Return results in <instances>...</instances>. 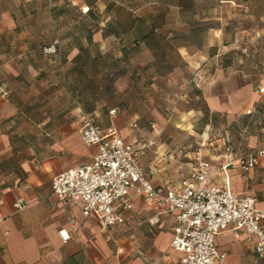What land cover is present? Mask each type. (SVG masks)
Here are the masks:
<instances>
[{
    "label": "crops",
    "instance_id": "crops-1",
    "mask_svg": "<svg viewBox=\"0 0 264 264\" xmlns=\"http://www.w3.org/2000/svg\"><path fill=\"white\" fill-rule=\"evenodd\" d=\"M189 1V8L177 6L179 12L188 16V24L206 22L209 29L205 46L185 55L191 76L182 82L181 103L191 94L199 99L194 94L198 90L210 112L234 124L241 125L247 112H253L254 130H242L237 143L228 131L221 137L213 134L211 121L199 133L194 123L203 111L192 107L173 108L166 116L154 109L150 119L121 108L111 115V108L105 112L97 107L94 117L104 127L115 126L126 141L144 145L141 162L155 186L177 189L197 163L205 160L211 163L214 184L254 195L264 208V154L252 169L244 170L241 165L243 157L264 150V60L254 48L264 40V8H255L253 0ZM79 2L75 0V6ZM8 3L9 7L0 6V31H11L14 26ZM5 39L4 44H12L9 37ZM226 56L231 64L224 65ZM11 57L4 50L3 59ZM5 69L12 73L8 65ZM4 85L0 82V264L178 262L182 254L172 246V214L163 213L152 223L156 210L136 198L125 223L105 231L95 215L83 214L80 203L62 202L54 195V176L91 162L97 152L96 146L83 142L79 132L84 112L78 107L79 117L61 124L50 140L44 138L41 126L35 141L21 124L16 125L17 120L30 117ZM224 146L232 152L220 149ZM19 201L21 207L16 206ZM216 243L227 253L229 264H264V254L256 250V236L226 231L217 236Z\"/></svg>",
    "mask_w": 264,
    "mask_h": 264
},
{
    "label": "rangeland",
    "instance_id": "rangeland-1",
    "mask_svg": "<svg viewBox=\"0 0 264 264\" xmlns=\"http://www.w3.org/2000/svg\"><path fill=\"white\" fill-rule=\"evenodd\" d=\"M9 1L14 26L11 31H0V82L6 83L3 87L9 89L8 95L21 105L25 116L30 117V120L16 122V125L21 124L25 132L30 134L29 138L36 141V132L42 126L45 130L44 138L50 140L52 133L61 124L79 117V112H75L79 105L93 101L97 102V107L104 108L105 112L118 105L128 114L138 113L146 119H150L154 109L166 116L177 107H203L193 94L186 98L187 102L181 103L183 101L179 99L182 82L191 76L185 55L201 45L204 34L197 37L184 35L189 32V19L186 14L179 12L177 6H170L163 30L169 32V37L177 36L174 44L178 46V54L170 53L158 68L153 65L154 56L151 51L144 46L132 52L128 62L118 61L122 54V42L114 36L104 38L101 28L104 23L102 20L109 16L111 20L114 16L126 19L129 12L135 15L155 13L160 6L156 0H80L79 5L72 8L63 7V1L0 0V6L9 7ZM110 2L114 3L113 13L106 9ZM90 3L93 15L83 12L84 7ZM252 5L262 9L264 0H253ZM87 28L93 30V43L85 39ZM6 37L12 40V44H4ZM79 42L89 46L93 60L85 66L86 72L82 76L72 70L75 66L74 57L79 52L76 47ZM254 48L264 60V40L260 39ZM4 50L10 51V60L3 59ZM5 65H8L12 73L5 69ZM120 70L126 72L115 78L116 91L113 95L100 93L93 96L90 88L84 94L78 92V89L90 85L86 81L87 76H93L96 72L99 76L115 74ZM32 115L37 120L41 118L44 125L37 127L33 122L39 121ZM211 122L213 134L217 137L228 131L232 142H238L242 125L234 124L221 115L211 118ZM206 124L204 113L197 114L194 129L201 133ZM47 131L50 135L46 134ZM39 138L42 139L41 135Z\"/></svg>",
    "mask_w": 264,
    "mask_h": 264
},
{
    "label": "built area",
    "instance_id": "built-area-1",
    "mask_svg": "<svg viewBox=\"0 0 264 264\" xmlns=\"http://www.w3.org/2000/svg\"><path fill=\"white\" fill-rule=\"evenodd\" d=\"M46 1L75 4V0ZM79 132L83 142L96 146L97 152L91 162L56 174L52 190L62 202L80 203L85 216L95 215L102 230L124 224L134 200L142 198L156 210L152 223L163 213L173 215L172 246L182 256L170 264H229L227 253L216 243L217 236L226 231L256 236V250L264 254V208L254 195L214 184L210 162L199 161L177 189H166L147 178L141 162L144 145L126 141L115 126L104 127L91 114H83ZM220 149L232 152L230 146ZM262 154L264 150H257L243 157V169L254 168ZM16 206L21 207V202Z\"/></svg>",
    "mask_w": 264,
    "mask_h": 264
},
{
    "label": "trees",
    "instance_id": "trees-1",
    "mask_svg": "<svg viewBox=\"0 0 264 264\" xmlns=\"http://www.w3.org/2000/svg\"><path fill=\"white\" fill-rule=\"evenodd\" d=\"M60 2V1H58ZM57 3V2H56ZM156 3H160V6L157 8L155 13L148 15H135L133 12H129L126 19H120L116 16L110 19L105 18L103 23V37L107 38L109 36H114L118 38L122 42L121 46V56L118 58V61L128 62L131 58L132 52L144 46L146 49L151 51L154 56V66L160 67L159 64L163 61L165 62L170 53L178 54V46L174 44V40L177 36L169 37L168 31H164L163 27L166 24V16L169 12L170 6H179L182 8H189L191 6L189 0H156ZM65 8H72L75 4H70L66 6V4L62 3ZM163 5L165 7H163ZM87 10L83 12L88 15H93L94 11L92 10L91 3L90 5H86ZM114 6L113 2L108 3L107 12L113 13L112 8ZM189 32L184 34L186 37H197L199 35H203V40L200 42L201 45L197 46L196 50L202 49L205 46L206 35L209 29V25L206 22H196L193 21L188 24ZM93 30L91 28H87L86 41L88 43H93ZM56 47V46H55ZM76 47L79 49L78 54L74 57L75 66L72 68L73 71H76L78 75H83L85 71V66L89 65L93 62L90 56L89 46H86L84 42L77 43ZM171 48V50L169 48ZM180 54V53H179ZM224 65H228L232 63V60L226 56L224 59ZM125 70H120L115 74L105 73L102 76H99V73H94L93 76H87V82L90 84L87 88L82 87L78 89L80 94H84L85 90L90 88L92 91V95L95 96L97 94L106 93L108 95H113L116 91L114 87V80L116 77H120L125 74ZM194 94L199 96V103H202V95L198 90L194 91ZM203 104V103H202ZM108 104L106 107L108 108ZM82 111L86 114H91L94 116V112L97 109V102L93 101L90 103H85L83 105H79ZM120 108L118 105L112 107ZM204 113L205 122L211 121V118L217 116L215 113L210 112L207 107L203 104L201 108ZM109 110V109H108ZM263 111V109H260ZM29 109L26 108V112ZM253 112L250 114L247 113V116L241 119V132L245 130L247 133L254 130L255 122L254 117H252ZM31 117H34L32 115ZM36 119V118H35ZM37 120V119H36ZM37 121H42V119H38Z\"/></svg>",
    "mask_w": 264,
    "mask_h": 264
}]
</instances>
